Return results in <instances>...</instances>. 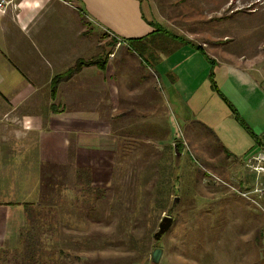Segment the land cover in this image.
Instances as JSON below:
<instances>
[{"label":"crops","instance_id":"0c3cea01","mask_svg":"<svg viewBox=\"0 0 264 264\" xmlns=\"http://www.w3.org/2000/svg\"><path fill=\"white\" fill-rule=\"evenodd\" d=\"M68 3L17 0L15 9L0 13V155H9L7 160L0 157L2 215L16 208L1 205L18 196L14 189L21 166L48 162L42 155L54 149L95 171V179L107 171L112 178L118 153L153 154L168 146L187 150V135L199 126L194 121L200 102L209 105L208 114L201 115V132L216 134L226 151L214 137L213 143L227 160L248 158L264 148V140L240 145L226 135L243 134L239 114L250 128L263 124L264 44L238 56L224 43L227 36L219 41L214 34L209 41L220 52L208 40L198 44L189 39L200 50L168 46L164 33L154 32L161 28L159 19L142 0ZM112 40L114 46L109 45ZM106 52L103 70L84 67L60 83L51 98L55 76L78 60ZM57 107L62 111L54 114ZM29 132L35 134L27 136ZM178 134H184L182 143ZM20 155L34 159L23 162ZM8 166L9 174L4 171Z\"/></svg>","mask_w":264,"mask_h":264},{"label":"rangeland","instance_id":"374dc122","mask_svg":"<svg viewBox=\"0 0 264 264\" xmlns=\"http://www.w3.org/2000/svg\"><path fill=\"white\" fill-rule=\"evenodd\" d=\"M142 1L162 30L198 44L208 40L217 52L212 34L219 41L227 36L224 43L236 56L264 44V0ZM208 106L196 104L199 126H193L194 138L187 135V150L168 146L153 154L118 153L112 178L107 171L95 179V171L56 149L43 153L48 162L21 166L18 196L11 202L16 208L7 215L0 211V264H152L155 249L162 250L158 264H264V212L241 195L251 182L247 157L227 160L216 134L220 147L201 132ZM57 108L54 114L62 111ZM244 123L251 132L240 125L244 135L226 134L231 141L255 146L264 140V116L258 128ZM183 136L178 134L180 143ZM29 156L20 158L34 159ZM164 217L172 224L156 240Z\"/></svg>","mask_w":264,"mask_h":264},{"label":"trees","instance_id":"16d2710c","mask_svg":"<svg viewBox=\"0 0 264 264\" xmlns=\"http://www.w3.org/2000/svg\"><path fill=\"white\" fill-rule=\"evenodd\" d=\"M154 32L155 33H160V32L164 33L165 37H167L169 39V41H170V42L169 41L166 42L168 46H169V43H171V44L174 43V44L181 45V46H191V47L195 48L196 50H200L201 49L199 46H195L191 41L186 40V39L182 38L181 36H177V35L175 36V35L169 34L168 31H164V30H162V28H159V27L155 28ZM154 32H153V34H154ZM134 41H137V40H131L130 43L132 44ZM116 43H117L116 40H112L111 44H109V45L114 46ZM108 55H109V53L106 52V54H103L101 57H96V58L89 59V60H78L74 64V66L72 68H70L69 70H67L65 73L55 76L51 80V83H50V95H51V98L54 100V98L56 96V92H57L58 86H59L60 83H62L64 81H68L75 74L80 72L81 69H83L84 67L95 66L98 69L103 70L105 68V66H106ZM240 123H241V125H243L246 128L247 131H249V133L251 132L249 130V128L244 125L243 122L240 121ZM252 136L255 138V135H252ZM42 177H43V180H44V183H45V180H47V178H46L47 177V172L43 173ZM251 184L253 185V176L252 175H251V182L249 184L250 185L249 187H251ZM249 187L247 186L246 190L250 189ZM170 188H171V190L174 189V185L170 186ZM163 201H165V198H163L161 202L159 201V203H161L160 206L164 205ZM12 204H14V203H8V204H4V205H1V206L12 207L11 206ZM27 208H29V207H27ZM27 219H28V221H29V219H31V224L33 223V215H32V213L30 215V212H28V211H27Z\"/></svg>","mask_w":264,"mask_h":264},{"label":"built area","instance_id":"2783aa9c","mask_svg":"<svg viewBox=\"0 0 264 264\" xmlns=\"http://www.w3.org/2000/svg\"><path fill=\"white\" fill-rule=\"evenodd\" d=\"M16 1L0 0V13L5 14L9 9H15ZM60 1L69 5L68 0ZM244 168L253 176V185L251 184L250 189L244 190L241 195L264 212V208L262 207L264 204L262 203V200H264V148L260 152L248 157Z\"/></svg>","mask_w":264,"mask_h":264},{"label":"water","instance_id":"95a60500","mask_svg":"<svg viewBox=\"0 0 264 264\" xmlns=\"http://www.w3.org/2000/svg\"><path fill=\"white\" fill-rule=\"evenodd\" d=\"M172 224V219L169 217H164L162 222L159 225V230L156 233V240L162 235L164 234L167 229L169 228V226ZM161 254H162V250L160 249H155L152 253H151V263L152 264H158L160 258H161Z\"/></svg>","mask_w":264,"mask_h":264}]
</instances>
